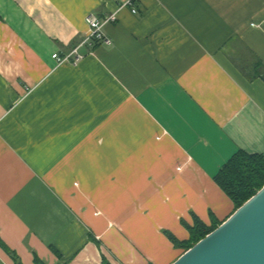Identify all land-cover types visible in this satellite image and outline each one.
I'll return each mask as SVG.
<instances>
[{"label": "crops", "instance_id": "crops-1", "mask_svg": "<svg viewBox=\"0 0 264 264\" xmlns=\"http://www.w3.org/2000/svg\"><path fill=\"white\" fill-rule=\"evenodd\" d=\"M126 1L0 0V240L22 264H170L165 231L224 221L215 175L264 156V0Z\"/></svg>", "mask_w": 264, "mask_h": 264}, {"label": "water", "instance_id": "water-1", "mask_svg": "<svg viewBox=\"0 0 264 264\" xmlns=\"http://www.w3.org/2000/svg\"><path fill=\"white\" fill-rule=\"evenodd\" d=\"M170 264H264V185Z\"/></svg>", "mask_w": 264, "mask_h": 264}, {"label": "trees", "instance_id": "trees-1", "mask_svg": "<svg viewBox=\"0 0 264 264\" xmlns=\"http://www.w3.org/2000/svg\"><path fill=\"white\" fill-rule=\"evenodd\" d=\"M214 180L231 199L235 210L264 185V156L238 150L219 169ZM220 223L212 219L211 224L207 225L194 215L192 225L184 224L189 234L187 239L179 240L167 231L165 234L174 247L180 248L184 252ZM0 247L12 258L15 264H22L15 250L7 246L2 240H0ZM33 261L35 264H46L36 253H33ZM100 264L111 263L103 258Z\"/></svg>", "mask_w": 264, "mask_h": 264}, {"label": "built area", "instance_id": "built-area-1", "mask_svg": "<svg viewBox=\"0 0 264 264\" xmlns=\"http://www.w3.org/2000/svg\"><path fill=\"white\" fill-rule=\"evenodd\" d=\"M124 5H131V0L124 2ZM135 8H132V12H135ZM116 19V13L108 14L102 19L98 18L94 14H88L85 17V22L88 25V33L85 38L80 42L81 45H93L95 43H105L109 44L110 39L103 33L102 27L105 22L114 21ZM77 48L72 49L70 52L59 55L58 53H53L52 57L58 62H76L81 58V55L77 53Z\"/></svg>", "mask_w": 264, "mask_h": 264}]
</instances>
